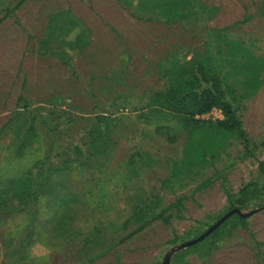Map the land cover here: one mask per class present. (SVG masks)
Here are the masks:
<instances>
[{
  "label": "rangeland",
  "instance_id": "374dc122",
  "mask_svg": "<svg viewBox=\"0 0 264 264\" xmlns=\"http://www.w3.org/2000/svg\"><path fill=\"white\" fill-rule=\"evenodd\" d=\"M197 1L207 10L169 24L162 0L130 7L116 0H0V197L8 199L0 207V264H162L167 257L168 264H264V196L236 208L245 222L228 219L206 247L180 248L229 212L228 194L237 196L256 178L264 161V71L250 92L240 67L230 78L249 149L230 140L212 164L183 171L172 191L161 188L186 137L146 106L175 58L200 55L219 30L264 57V0ZM70 21L77 27L59 33ZM47 40L61 55L42 53ZM20 95L56 126L51 164H61L63 147L85 141L95 115L114 121L106 154L49 178L33 170L32 214L14 209L12 182L46 156L51 140L37 127L21 146L31 109L18 104ZM141 204L163 212L168 224L157 218L135 233L136 224L123 228Z\"/></svg>",
  "mask_w": 264,
  "mask_h": 264
},
{
  "label": "trees",
  "instance_id": "16d2710c",
  "mask_svg": "<svg viewBox=\"0 0 264 264\" xmlns=\"http://www.w3.org/2000/svg\"><path fill=\"white\" fill-rule=\"evenodd\" d=\"M119 4L130 7L136 0H116ZM161 16L164 23H176L195 12L207 9L197 0H162ZM188 6V7H187ZM206 9V10H205ZM209 12V10L207 11ZM77 27L73 21L66 27L58 28L59 33H64L69 28ZM53 29V18L48 26ZM42 53L50 56L61 55L52 50L49 40L43 43ZM240 67L242 70L243 84L247 92L256 90L261 85V74L264 71V57H257L250 53L240 41L234 40L221 31H211L200 55L187 59L175 58L172 71L165 78L163 88L152 94L146 106L150 113L158 114L163 121L176 122L180 131L186 137L181 157L169 162L170 169L166 177L161 181L163 190H171L172 179L191 167H201L212 164L219 153L230 140H237L249 149V138L242 126L239 117V99L235 96L234 84L230 82L234 70ZM18 104L24 102V107L30 108V118L27 121L21 146L25 147L37 134V127L46 131L50 137L48 153L44 158L35 162L26 172L13 181V198L16 202L14 209L18 212L29 211L38 199V182L33 178L34 169L42 170V177L49 178L52 174L68 169L72 163L88 164L98 154H106L105 148L111 145L114 121L109 116L95 115L94 121L86 133L85 141H73L59 152V165L51 164V151L57 145L51 135L55 133L53 123L42 116L38 109L20 95ZM213 108L222 113V119L215 121L198 119L196 116L208 113ZM41 120H38V119ZM1 132V129H0ZM264 146V139L261 143ZM172 191V190H171ZM264 196V161L259 162L256 178L244 185L237 196L228 194L227 211L246 207L253 201ZM7 198L0 197V207L5 206ZM178 199L176 205H180ZM222 215H216L218 221ZM161 219L168 224V217L163 212L154 213L147 204L135 205L132 214L124 221L123 228L136 224L131 232L135 233L143 229L155 219ZM234 218L238 224H243L245 217L233 214L202 240L199 245L193 244L189 248L200 249L206 247L207 240H215L223 232L228 219ZM215 221V222H216ZM199 225L206 226L204 222ZM215 230V229H214ZM131 235L130 233L127 236ZM29 236V232L27 233ZM125 236V237H127ZM178 239L174 236L172 242Z\"/></svg>",
  "mask_w": 264,
  "mask_h": 264
},
{
  "label": "water",
  "instance_id": "95a60500",
  "mask_svg": "<svg viewBox=\"0 0 264 264\" xmlns=\"http://www.w3.org/2000/svg\"><path fill=\"white\" fill-rule=\"evenodd\" d=\"M233 214H238L241 217L247 215V214H242L238 209H232L229 212H227L222 218H220L214 225H212L206 232L201 234L198 238L184 243L182 246H180V248H187L195 244L196 242L201 241L204 237H206L209 233H211L214 229H216L221 223H223L228 217H230ZM162 264H168V257L164 259Z\"/></svg>",
  "mask_w": 264,
  "mask_h": 264
},
{
  "label": "built area",
  "instance_id": "2783aa9c",
  "mask_svg": "<svg viewBox=\"0 0 264 264\" xmlns=\"http://www.w3.org/2000/svg\"><path fill=\"white\" fill-rule=\"evenodd\" d=\"M217 114V115H215ZM212 115H215L216 117H212ZM196 118L198 119H203V120H218V119H222V113L220 110L213 108L212 110H210L208 113L202 114L200 116H196Z\"/></svg>",
  "mask_w": 264,
  "mask_h": 264
}]
</instances>
